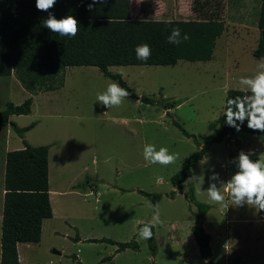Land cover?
I'll return each mask as SVG.
<instances>
[{"label": "rangeland", "instance_id": "1", "mask_svg": "<svg viewBox=\"0 0 264 264\" xmlns=\"http://www.w3.org/2000/svg\"><path fill=\"white\" fill-rule=\"evenodd\" d=\"M191 1L131 0L130 9L134 18L189 19L195 17ZM260 5V0H225L226 25L208 61L108 67L137 96L154 103L128 96L120 106L106 108L95 102L96 95L117 82L96 66H68L63 89L41 91L31 112L10 117L19 127L34 122L23 137L10 124L0 127V168L5 141L12 148L22 138L31 145H48L55 210L50 226L57 233L45 231L24 264H206L191 232L199 210L189 199L190 186L195 200L209 205L201 221L212 235L213 264H264V214L234 206L230 199L224 202L227 208L207 199L212 169L226 182L238 171L235 158L241 151L252 161H264L263 135L240 132L233 140L213 142L192 165L181 189L170 182L181 163L214 134L208 125H217L226 91L246 90L239 80L256 74L262 60L253 55ZM30 94L14 75L0 76V113L8 101L20 104ZM175 121L191 135H184ZM145 144L166 147L178 159L168 166L148 164L142 154ZM217 187L224 192V185L217 182ZM139 190L160 198L154 204ZM150 204L159 205L162 221L153 228L155 251L138 236V228L151 221ZM101 238L135 240L138 249L117 252L116 243Z\"/></svg>", "mask_w": 264, "mask_h": 264}, {"label": "trees", "instance_id": "2", "mask_svg": "<svg viewBox=\"0 0 264 264\" xmlns=\"http://www.w3.org/2000/svg\"><path fill=\"white\" fill-rule=\"evenodd\" d=\"M260 2L257 22L260 36L253 55L264 59V0ZM87 4L88 0H57L49 12H43L36 9L35 0H0V76L13 74L25 90L36 94L60 88L64 82L66 67L92 65L104 76L114 79L122 88L127 89L130 97L154 103L152 98L137 96L121 75L110 72L108 67L173 65L180 59L208 61L213 55L215 39L224 29L225 0H192L190 9L195 17L189 19L132 18L131 0H107L106 3L95 5L92 10L88 9ZM49 13L57 19L73 16L79 22L80 30L77 35L62 37L50 32L42 23ZM173 28L181 30L180 44L168 42L167 38ZM184 34L189 37L187 40H183ZM141 44L150 46L151 55L147 60L136 58L134 50ZM248 94L250 93L246 90L228 89L224 108L227 99ZM31 103V96L26 97L20 104L8 101L0 113V124H10L23 137V132L30 129L34 122L19 127L10 116L28 114ZM163 107L167 108L166 105ZM217 122V125H208L214 134L207 135L199 148L171 176L170 182L174 187H183L192 165L203 157L213 142L230 141L240 132L264 136V132L248 128L247 120L237 131L226 123L223 112ZM174 123L184 135H191L176 121ZM22 143V148L9 150L5 155L0 264H19L16 243L38 242L42 220L52 215L48 186V145H31L23 138ZM139 191L151 198L154 204L160 198L159 193ZM188 196L199 210L197 222L191 226L194 241L206 264H213L211 237L201 221L209 205L195 200L192 186L189 187ZM98 240L116 243L117 252L126 248L138 249L135 240ZM147 244L151 251H155L154 232ZM76 264L82 263L76 261Z\"/></svg>", "mask_w": 264, "mask_h": 264}, {"label": "clouds", "instance_id": "3", "mask_svg": "<svg viewBox=\"0 0 264 264\" xmlns=\"http://www.w3.org/2000/svg\"><path fill=\"white\" fill-rule=\"evenodd\" d=\"M56 2L57 0H35V6L39 11L49 12ZM106 2L107 0H88L87 7L92 10L95 5ZM42 23L50 32L62 37H74L80 30L79 22L71 15L57 19L49 13ZM188 38L187 34H184L183 40ZM167 39L171 44H180L181 30L173 28ZM134 51L138 60H147L151 55L150 46L147 44L136 46ZM256 69L254 76L242 77L239 80V84L244 86L250 94L229 98L226 101L223 115L226 123L237 131L240 130V125L247 120L248 128L253 131L264 132V59L257 63ZM129 95L127 89L122 88L118 83H111L107 86L106 91L96 95L95 102L106 108L117 107ZM219 115L220 113L217 114L216 118ZM142 154L148 164L162 166L174 164L178 159V154L170 153L166 147H160L157 150L154 144H145ZM235 162L238 171L231 175L226 182L220 179L219 174L214 169L211 170L210 183L207 189L208 202L227 208L228 205H225L224 202L226 199H230L234 206L247 205L256 212H264V161L259 159L252 161L249 154L241 151L235 158ZM217 182L225 186L224 192H221L217 187ZM149 206L152 210L151 221L138 228V236L143 240L151 239L153 236L152 229L162 222L159 205L150 204Z\"/></svg>", "mask_w": 264, "mask_h": 264}, {"label": "crops", "instance_id": "4", "mask_svg": "<svg viewBox=\"0 0 264 264\" xmlns=\"http://www.w3.org/2000/svg\"><path fill=\"white\" fill-rule=\"evenodd\" d=\"M130 16L132 18H134L133 15H132L131 9H130ZM136 19H139V18H136ZM140 19H162V18H140ZM166 19H168V18H166ZM170 19H177V18H170ZM178 19H184V18H178ZM224 24L226 25L225 17H224ZM64 86H65V81H64V84L61 86V88L55 89V90L63 89ZM55 90L44 91V92H52V91H55ZM38 93H40V92H38ZM38 93H36V94H38ZM36 94H30L31 97H32V100L36 96ZM13 115H16V114H13ZM13 115H11L10 117H12ZM19 115H23V114H19ZM5 125H7V124H0V127H4ZM10 131L11 130L7 127L6 128V133H5L6 134V138H8V135L9 136L11 135V132ZM6 143H7V141H5V147H4V151H3V154H4L3 155V163H2L3 165L0 168V237H1L2 201H3V192H4V189H3V178H4V167H5V155H6V152L9 151V150H14V148L15 149H19V148H22L23 147V144L22 143H21V145L19 144L20 146L19 145H16V147H14V148L7 147ZM8 143H9V140H8ZM48 156H49V153H48ZM0 165H1V162H0ZM48 169H49V160H48ZM52 195L53 194L51 193V190L49 189V199H50V201L52 200ZM54 195H57V194H54ZM51 208H52V215L50 217L44 218L42 220L40 240L38 242L18 241L16 243V250H17V254H18V263L19 264H24V261H27V252L30 251L29 253H31L32 250H35L36 249V247L40 243L41 239L44 237L45 231H47L49 234H52L53 233L54 235H56L57 231L53 227L50 226V223H51L52 218H53L54 213H55V210L53 209V205L52 204H51ZM262 214H264V213H262ZM210 237H211V239H210V244H211V240H212V235L211 234H210ZM225 249L226 250L232 249V253H233L236 248H225ZM205 262H206V260H205Z\"/></svg>", "mask_w": 264, "mask_h": 264}]
</instances>
